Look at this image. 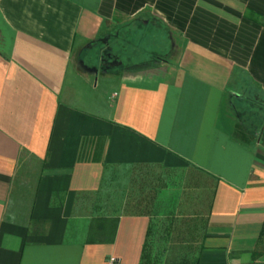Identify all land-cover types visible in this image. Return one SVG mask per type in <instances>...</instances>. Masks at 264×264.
Listing matches in <instances>:
<instances>
[{
	"label": "crops",
	"instance_id": "obj_1",
	"mask_svg": "<svg viewBox=\"0 0 264 264\" xmlns=\"http://www.w3.org/2000/svg\"><path fill=\"white\" fill-rule=\"evenodd\" d=\"M139 25L163 58L64 91ZM139 169L209 184L190 264H264V0H0V264H140L151 217L96 204Z\"/></svg>",
	"mask_w": 264,
	"mask_h": 264
},
{
	"label": "rangeland",
	"instance_id": "obj_2",
	"mask_svg": "<svg viewBox=\"0 0 264 264\" xmlns=\"http://www.w3.org/2000/svg\"><path fill=\"white\" fill-rule=\"evenodd\" d=\"M166 35L155 26L139 25L114 31L111 38L73 55L64 91L68 88V93L91 99L104 86L103 73L141 68V64L149 62L153 55L163 58L165 48L162 45H167L169 40ZM114 61L120 66L113 65ZM74 67L78 72H84L87 67L89 74L75 78ZM95 71L98 75L93 74ZM117 184L120 188L125 186V183ZM127 184L128 188L122 190L119 187L107 190L105 196L96 201L97 209L103 208L104 213L124 214L131 210L147 214L152 224L148 242L160 253L161 259L171 250L177 253L191 251L195 258L210 201L209 184L206 186L207 182L190 169H139L131 173Z\"/></svg>",
	"mask_w": 264,
	"mask_h": 264
},
{
	"label": "trees",
	"instance_id": "obj_3",
	"mask_svg": "<svg viewBox=\"0 0 264 264\" xmlns=\"http://www.w3.org/2000/svg\"><path fill=\"white\" fill-rule=\"evenodd\" d=\"M112 235H114L113 232ZM151 236H152V224L151 226H149L147 230L146 241L143 245L140 264H190L191 262L190 259L193 258V254H194L191 251H187L186 253L185 252L177 253L171 250L168 251L165 258L161 259L160 253L155 252L153 246L148 242ZM112 239L113 237L111 238V240ZM92 241L93 240L90 237L89 242Z\"/></svg>",
	"mask_w": 264,
	"mask_h": 264
},
{
	"label": "built area",
	"instance_id": "obj_4",
	"mask_svg": "<svg viewBox=\"0 0 264 264\" xmlns=\"http://www.w3.org/2000/svg\"><path fill=\"white\" fill-rule=\"evenodd\" d=\"M108 264H119L115 259H109Z\"/></svg>",
	"mask_w": 264,
	"mask_h": 264
}]
</instances>
